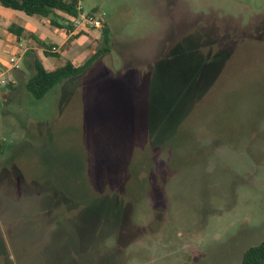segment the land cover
Returning a JSON list of instances; mask_svg holds the SVG:
<instances>
[{
    "label": "rangeland",
    "instance_id": "1",
    "mask_svg": "<svg viewBox=\"0 0 264 264\" xmlns=\"http://www.w3.org/2000/svg\"><path fill=\"white\" fill-rule=\"evenodd\" d=\"M79 4L109 52L40 100L22 50L82 65L102 28L10 48L5 13L29 17L0 6V264H240L264 239V0Z\"/></svg>",
    "mask_w": 264,
    "mask_h": 264
},
{
    "label": "trees",
    "instance_id": "2",
    "mask_svg": "<svg viewBox=\"0 0 264 264\" xmlns=\"http://www.w3.org/2000/svg\"><path fill=\"white\" fill-rule=\"evenodd\" d=\"M79 0H0V6L4 9L19 11L28 17L37 16L44 19H49V22L57 27L70 29L72 20L77 18L82 10L78 9ZM94 14V12H93ZM56 20H59L57 22ZM264 21V20H263ZM1 23V16H0ZM7 30L14 34L17 38L21 37L23 29L15 24H11ZM251 33L253 31H250ZM249 33V35L251 34ZM85 35L84 32H78L73 38H78ZM102 40L104 47L94 53L82 65H77L74 61H68L64 65L56 68H46L43 65V58L57 56L58 53H51L50 49L41 50L42 56L37 54L34 50L26 53L25 59L28 60L27 64L30 66V75L25 82L26 93L34 100L42 99L52 88L57 86L63 81L75 78L81 75L85 70L91 67L102 55L109 52L108 46L110 45L111 36L110 30L106 22L102 28ZM216 46V45H214ZM226 48L218 49L214 55L201 56L199 63L201 65L197 68L200 69L208 62L216 60L222 61L224 59V52ZM167 57L163 58L166 59ZM161 61V62H162ZM159 62L155 68L159 64ZM6 88L14 87V84L8 83ZM165 105V104H164ZM166 106V105H165ZM167 107V108H166ZM166 113H170L173 105L167 103ZM164 108V109H165ZM5 149L0 143V157L4 154ZM240 264H264V239L257 245L247 248L241 258Z\"/></svg>",
    "mask_w": 264,
    "mask_h": 264
},
{
    "label": "crops",
    "instance_id": "3",
    "mask_svg": "<svg viewBox=\"0 0 264 264\" xmlns=\"http://www.w3.org/2000/svg\"><path fill=\"white\" fill-rule=\"evenodd\" d=\"M1 16V15H0ZM5 16H6V18H7V21L10 23L11 21H17V22H19V21H22V19L24 20V22H23V25L22 26H19V27H21L22 29H23V33H22V35H21V37H19V38H17L14 34H12V33H10L8 30H7V28L11 25V24H2V29H3V33H5V35H7V36H5L4 35V37H6L7 39H9V41H10V45H9V47L10 48H13V47H17L18 49L19 48H22V44H27L26 42H27V39L29 38V40H30V38L32 39V38H35V35H33L34 34V31H32L31 30V25H33V26H36V27H38L39 29H40V27L41 28H47L48 30H49V27H50V24H49V22L47 23L46 22V19H44V18H40V17H37V16H33V17H29V18H27V19H24V18H22V16L21 15H18V14H14V12H7V13H5ZM11 17H14L15 19H11ZM28 17V16H27ZM12 24H14V23H12ZM0 25H1V23H0ZM16 25V24H15ZM18 26V25H17ZM45 30V29H44ZM49 32V31H48ZM26 34H28V35H26ZM48 34V33H47ZM49 35V34H48ZM62 36H64V34H61ZM45 36V35H44ZM43 36V37H44ZM3 37V38H4ZM41 39H42V37H41ZM33 40V39H32ZM66 40V39H65ZM64 40V41H65ZM62 42L61 44H63V43H65V42ZM61 44H60V46H61ZM28 45V44H27ZM4 49H6V46L4 45V43L3 42H0V50H4ZM30 50H34V51H36V49L35 48H32V47H28V48H25V49H23L22 50V55H23V57H25L26 56V53L28 52V51H30ZM39 50V49H38ZM41 53V50H39V52L37 53V54H40ZM44 59V58H43ZM0 62H1V59H0ZM13 84H15V81L13 80Z\"/></svg>",
    "mask_w": 264,
    "mask_h": 264
},
{
    "label": "built area",
    "instance_id": "4",
    "mask_svg": "<svg viewBox=\"0 0 264 264\" xmlns=\"http://www.w3.org/2000/svg\"><path fill=\"white\" fill-rule=\"evenodd\" d=\"M78 9L82 10L80 4L78 5ZM105 19L104 14H93V13H80L79 16L72 20V24L70 29L67 30V36L73 35L77 32L86 31V30H97L103 28ZM74 34V35H75ZM57 47L52 46L50 48L51 53H57ZM9 64H11V68H15V60L14 58L9 59ZM5 80H0V85L4 84ZM10 83H14L13 80H10Z\"/></svg>",
    "mask_w": 264,
    "mask_h": 264
}]
</instances>
